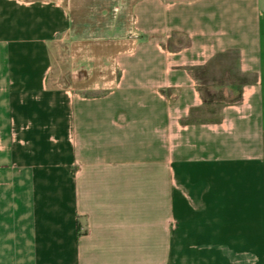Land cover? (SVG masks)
<instances>
[{
  "label": "crops",
  "instance_id": "1",
  "mask_svg": "<svg viewBox=\"0 0 264 264\" xmlns=\"http://www.w3.org/2000/svg\"><path fill=\"white\" fill-rule=\"evenodd\" d=\"M60 1L0 0V264H264L260 0H129L136 38L92 96L51 78ZM228 57L236 98L189 121Z\"/></svg>",
  "mask_w": 264,
  "mask_h": 264
},
{
  "label": "rangeland",
  "instance_id": "2",
  "mask_svg": "<svg viewBox=\"0 0 264 264\" xmlns=\"http://www.w3.org/2000/svg\"><path fill=\"white\" fill-rule=\"evenodd\" d=\"M69 12L72 37L61 44L57 65L50 72L54 84L92 96L110 91L119 76L112 59L119 52L128 50L136 38L131 22L129 0H61ZM264 8V0H260ZM59 51V50H58ZM233 57L222 58L202 71L199 89L203 105L189 119L207 123L218 118L223 106V93L237 96L241 79L230 83L226 70H233ZM232 69V70H231ZM233 90L226 89L229 85Z\"/></svg>",
  "mask_w": 264,
  "mask_h": 264
}]
</instances>
